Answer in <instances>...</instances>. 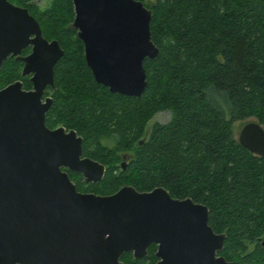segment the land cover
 <instances>
[{
	"label": "trees",
	"instance_id": "trees-1",
	"mask_svg": "<svg viewBox=\"0 0 264 264\" xmlns=\"http://www.w3.org/2000/svg\"><path fill=\"white\" fill-rule=\"evenodd\" d=\"M36 10L34 0H10ZM153 10L151 30L160 48L146 58L148 85L141 96L112 93L96 81L84 42L70 27L73 0H50L37 19L54 26L51 39L65 50L55 67L49 127L75 129L84 153L106 165L101 181L85 192L113 194L123 186L139 191L165 187L173 197H191L210 209V225L226 232L224 255L233 264H264V155H256L234 136L233 123L256 118L264 126V0H141ZM48 36V34H47ZM23 63L7 59L0 87L22 75ZM222 95L230 117L218 104ZM162 111L167 122H152ZM105 137L115 139L109 146ZM131 153L128 158L124 156ZM77 185V184H76ZM78 190L81 189L77 185ZM157 245L124 264H157Z\"/></svg>",
	"mask_w": 264,
	"mask_h": 264
},
{
	"label": "water",
	"instance_id": "water-1",
	"mask_svg": "<svg viewBox=\"0 0 264 264\" xmlns=\"http://www.w3.org/2000/svg\"><path fill=\"white\" fill-rule=\"evenodd\" d=\"M73 1L69 26L84 42L96 81L112 93L141 96L148 85L144 62L160 54L153 10L141 0ZM30 44L32 52L21 55ZM64 54L27 7L0 0V70L17 56L33 83L0 88V264H124V253L142 258L152 244L157 264H233L219 254L227 233H217L209 207L191 197H173L162 186L126 185L107 195L78 190L68 170L95 183L106 165L85 155L75 129L47 125L53 98L44 95L56 87L55 67ZM238 140L264 155L257 119L244 124Z\"/></svg>",
	"mask_w": 264,
	"mask_h": 264
},
{
	"label": "rangeland",
	"instance_id": "rangeland-1",
	"mask_svg": "<svg viewBox=\"0 0 264 264\" xmlns=\"http://www.w3.org/2000/svg\"><path fill=\"white\" fill-rule=\"evenodd\" d=\"M47 1L48 0H39V2L42 4V5H46L47 4ZM155 0H150L151 3H153ZM44 24V27L46 29V33H44V36H46V38H49L51 40V31L54 30V26L52 25V23L50 21H44L43 22ZM48 34V36H47ZM215 99L216 101L218 102V104L223 108V110L225 111L226 113V116L227 118L230 117L231 113H230V110L228 109V104H227V101L225 100V98L222 96V95H215ZM170 113L167 112V111H162V112H159L155 117L154 119L152 120V122H155V121H159V122H167L170 120ZM256 118L254 117H251V118H248L246 120H239V121H236L233 123V132H234V136L238 139L239 138V135H240V132H241V129L242 127L244 126L245 123H247L248 121L250 120H255ZM59 127V126H58ZM65 127V126H64ZM57 128V127H56ZM67 129V128H66ZM67 130H70V129H67ZM78 133V132H77ZM102 142L109 145V146H113L115 144V139L113 138H110V137H105L102 139ZM84 179V177H83ZM85 181V180H84ZM74 182L77 184V185H80L81 189L80 191L82 192H85L86 188H84L82 186V181H81V178L80 179H77V180H74ZM86 182V181H85ZM87 192V191H86ZM90 192V191H89Z\"/></svg>",
	"mask_w": 264,
	"mask_h": 264
},
{
	"label": "flooded vegetation",
	"instance_id": "flooded-vegetation-1",
	"mask_svg": "<svg viewBox=\"0 0 264 264\" xmlns=\"http://www.w3.org/2000/svg\"><path fill=\"white\" fill-rule=\"evenodd\" d=\"M33 3L34 4H36V6H37V9H39V10H45L49 5H50V0H48L47 1V4L46 5H42L40 2H39V0H34L33 1ZM36 9V10H37ZM36 10L33 8L32 10H29L30 11V13L37 19V12H36ZM38 20V19H37ZM39 21V20H38ZM41 24V23H40ZM42 27V26H41ZM43 34H44V32H43ZM32 37H34V35L32 36ZM46 37V36H45ZM47 39H49V38H47ZM50 40V39H49ZM51 40H53V39H51ZM32 50H33V44H30L27 48H25L23 51H22V53H21V55H23V56H25V55H28L29 53H31L32 52ZM10 58H15L16 60H18V61H21L22 63H23V66H24V62L21 60V59H18L17 58V56H12V55H10L7 59H10ZM6 59V60H7ZM5 60V61H6ZM23 70V69H22ZM29 77V79H30V77H31V75L30 76H28ZM23 82V81H22ZM32 82V81H31ZM5 87V86H4ZM23 87H24V83H23ZM32 87H33V85H32ZM51 86H48L47 87V89H46V91H45V95H44V98H46V97H49V96H51L52 98H53V101H54V90H50L51 88H50ZM0 88H3V87H0ZM26 89V88H25ZM31 89V88H30ZM50 128H52V127H50ZM56 128V127H55ZM53 129V128H52ZM131 155V153H127L124 157L125 158H128L129 156ZM64 169H66V168H64ZM150 247V246H149Z\"/></svg>",
	"mask_w": 264,
	"mask_h": 264
}]
</instances>
